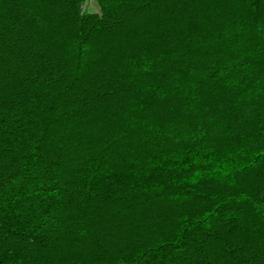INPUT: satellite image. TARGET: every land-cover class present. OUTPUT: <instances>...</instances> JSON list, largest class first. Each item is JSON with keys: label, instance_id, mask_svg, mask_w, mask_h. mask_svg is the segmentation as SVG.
Returning a JSON list of instances; mask_svg holds the SVG:
<instances>
[{"label": "trees", "instance_id": "obj_1", "mask_svg": "<svg viewBox=\"0 0 264 264\" xmlns=\"http://www.w3.org/2000/svg\"><path fill=\"white\" fill-rule=\"evenodd\" d=\"M0 0V264H264V0Z\"/></svg>", "mask_w": 264, "mask_h": 264}, {"label": "rangeland", "instance_id": "obj_2", "mask_svg": "<svg viewBox=\"0 0 264 264\" xmlns=\"http://www.w3.org/2000/svg\"><path fill=\"white\" fill-rule=\"evenodd\" d=\"M82 9L89 12H96L99 10L98 0H85L82 4Z\"/></svg>", "mask_w": 264, "mask_h": 264}]
</instances>
